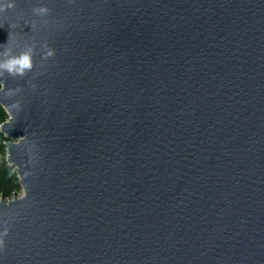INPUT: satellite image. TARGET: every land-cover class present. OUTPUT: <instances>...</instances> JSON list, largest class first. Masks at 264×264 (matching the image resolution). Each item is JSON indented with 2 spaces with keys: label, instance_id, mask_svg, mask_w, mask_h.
I'll return each mask as SVG.
<instances>
[{
  "label": "water",
  "instance_id": "95a60500",
  "mask_svg": "<svg viewBox=\"0 0 264 264\" xmlns=\"http://www.w3.org/2000/svg\"><path fill=\"white\" fill-rule=\"evenodd\" d=\"M32 21L2 264H264V0H17L0 45Z\"/></svg>",
  "mask_w": 264,
  "mask_h": 264
},
{
  "label": "clouds",
  "instance_id": "9594fccd",
  "mask_svg": "<svg viewBox=\"0 0 264 264\" xmlns=\"http://www.w3.org/2000/svg\"><path fill=\"white\" fill-rule=\"evenodd\" d=\"M74 2V0H73ZM17 0H0V28L4 27L3 16L9 10L16 9ZM52 9L47 6H37L33 9V13L37 17L45 18L51 15ZM13 30L10 33V39L6 45H0L4 51L0 52V97L8 98L16 95L17 93H22L23 88L17 87L15 89H10L5 82V74L15 77H26L30 72L34 70L36 49L34 45H29L25 50L21 51L19 55L13 54L11 45L18 42V35L22 34L24 26H30L31 31H38L42 27H47V21L43 24L37 21H32L27 24H9ZM20 29L21 31H16ZM43 48V59L48 61L56 56V50L49 46L47 42L42 44ZM45 67V65H41ZM33 90H35L36 85H29ZM15 110V115L13 114ZM22 111V101L17 100L10 105L0 103V135H3V128L9 125L19 113ZM9 235V229L4 227L0 230V254L4 253L7 249L6 237ZM2 264V261H0Z\"/></svg>",
  "mask_w": 264,
  "mask_h": 264
},
{
  "label": "trees",
  "instance_id": "16d2710c",
  "mask_svg": "<svg viewBox=\"0 0 264 264\" xmlns=\"http://www.w3.org/2000/svg\"><path fill=\"white\" fill-rule=\"evenodd\" d=\"M6 136L0 135V201L9 202L23 193V188L15 171L8 163Z\"/></svg>",
  "mask_w": 264,
  "mask_h": 264
},
{
  "label": "rangeland",
  "instance_id": "374dc122",
  "mask_svg": "<svg viewBox=\"0 0 264 264\" xmlns=\"http://www.w3.org/2000/svg\"><path fill=\"white\" fill-rule=\"evenodd\" d=\"M23 196H24V192L20 196H18V198H22Z\"/></svg>",
  "mask_w": 264,
  "mask_h": 264
}]
</instances>
